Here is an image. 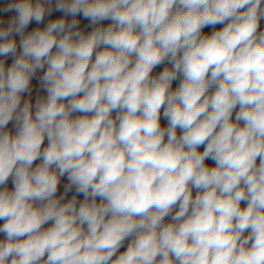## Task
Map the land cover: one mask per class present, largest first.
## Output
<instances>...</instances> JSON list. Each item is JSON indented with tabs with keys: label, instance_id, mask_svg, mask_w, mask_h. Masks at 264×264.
<instances>
[{
	"label": "clouds",
	"instance_id": "obj_1",
	"mask_svg": "<svg viewBox=\"0 0 264 264\" xmlns=\"http://www.w3.org/2000/svg\"><path fill=\"white\" fill-rule=\"evenodd\" d=\"M262 5L9 0L0 186L11 177L13 188L0 187V264H264ZM53 10L64 16L25 34ZM78 14L111 23L85 34ZM38 71L46 96L22 103ZM73 187L83 201L65 200Z\"/></svg>",
	"mask_w": 264,
	"mask_h": 264
},
{
	"label": "trees",
	"instance_id": "obj_2",
	"mask_svg": "<svg viewBox=\"0 0 264 264\" xmlns=\"http://www.w3.org/2000/svg\"><path fill=\"white\" fill-rule=\"evenodd\" d=\"M8 2H9V0H0V13H2V14L6 13V12H3L2 9ZM55 3H56V0H52L53 8L55 7ZM262 6H264V5H262ZM62 16H64L63 12L53 10V12L50 15H46L45 16V19H44V21L41 24L37 25L36 22L33 21V22H31L29 24V26H28V28L26 30H33V29H35L37 27L43 28V27H45L47 25V23L50 20H53V19H56V18H59V17H62ZM67 19L70 21L72 19V17L69 15L67 17ZM76 19L79 21L78 28L81 31H83L85 34L90 33L93 30V28L96 27V25H92L91 24L90 20L85 19L82 16V14H78ZM4 21H5V25H6L8 19L5 18ZM110 22H111L110 20H104V21H101L100 24H107V23H110ZM223 27H224L223 24H217L215 26H207V27H205L202 30V34L210 35L212 32H214L216 30H219V29H222ZM259 30L260 31H264V18H262L260 20ZM14 38H15V40L17 42L16 56H19L20 52H21V49H20V46H19L20 37H14ZM14 59H15V56H12V55H9L8 57H0V60H3L5 65L9 64ZM38 78H39V71L33 77L31 82L32 83L37 82ZM181 79H182V77L178 76L177 79L172 82V90H175L179 86V83H180ZM209 91L212 92V91H214V89H209ZM235 111H238V109L234 110V112H233V117H232L233 120L235 119ZM73 115L77 116V115H81V114L80 113H74ZM112 115L115 116V113H113ZM161 124H162V126H167V120L163 117V109L161 110ZM10 131L14 135V134H16L17 129L16 128H11ZM177 131H178V134H180V130L178 129ZM166 139L167 138H165V140ZM203 147L204 146H201V148L199 150L203 151ZM206 164H208L209 166H214V162L212 160H210V159L206 160ZM68 183H69V181H68L67 175H65L64 177L61 178L60 184L58 186V192H57L58 196L63 194L64 188L67 186ZM0 187H3V186H0ZM9 190H12V189H9ZM193 194L195 195V192H193ZM74 195L77 197L78 203L83 201V199H84L83 195L82 194H77L74 187L72 188L71 191H69L67 193V195L65 196V200L71 199ZM97 200L99 202V198H97ZM241 206L242 207H246V202L242 201L241 202ZM176 210H178V208L174 209L173 214H174V212ZM2 222L3 221H0V224H2ZM168 222H171V216H168V217L165 218V223H168ZM245 235H247V232L245 233ZM132 239H133V237H129V238H127L124 241V243L122 244L121 248L116 253L117 256L120 255L122 252H124L127 249L128 245L131 243ZM113 259H115V257H113Z\"/></svg>",
	"mask_w": 264,
	"mask_h": 264
},
{
	"label": "rangeland",
	"instance_id": "obj_3",
	"mask_svg": "<svg viewBox=\"0 0 264 264\" xmlns=\"http://www.w3.org/2000/svg\"><path fill=\"white\" fill-rule=\"evenodd\" d=\"M15 13L14 12H7V13H0V17H2L3 19H10L12 16H14ZM32 30H26L25 31V34H27L28 32H30ZM15 37H19L18 34L15 35ZM14 61V60H13ZM10 62L9 64L5 65L6 67L10 66L12 63ZM158 70V69H157ZM159 71V70H158ZM39 77H40V71H39ZM40 96H46V92L44 91V89L41 87L40 85V81H39V78L37 80V82L35 83H30V91L29 92H25L22 94V103L25 99H31V102L33 103V105H35V101L37 99V97H40ZM11 128H16L15 127V122L14 121H10L8 126H7V129L10 130ZM15 135V134H14ZM47 145V139H45V142H44V145H42V147L46 146ZM40 161L37 160L36 162H34V165L33 167H35L36 164H38ZM3 187H7L8 189H12L13 188V181H12V178L10 177L7 184ZM3 223V222H2ZM51 224V222H49V224H46L44 227L47 228L49 227ZM0 239H4V235L2 233H0Z\"/></svg>",
	"mask_w": 264,
	"mask_h": 264
},
{
	"label": "crops",
	"instance_id": "obj_4",
	"mask_svg": "<svg viewBox=\"0 0 264 264\" xmlns=\"http://www.w3.org/2000/svg\"><path fill=\"white\" fill-rule=\"evenodd\" d=\"M165 66H167V65H166V64H161V65H159L158 67H156V68L153 70V75H158L159 72H161ZM157 69H158L159 71H158ZM41 75H42V72L40 71V76H41ZM237 109H238V106H237ZM257 163H259V158H258V160H257ZM195 191H196V190L193 189V192H195Z\"/></svg>",
	"mask_w": 264,
	"mask_h": 264
},
{
	"label": "water",
	"instance_id": "obj_5",
	"mask_svg": "<svg viewBox=\"0 0 264 264\" xmlns=\"http://www.w3.org/2000/svg\"><path fill=\"white\" fill-rule=\"evenodd\" d=\"M111 23V22H110ZM110 23H107V24H99V25H96V26H108Z\"/></svg>",
	"mask_w": 264,
	"mask_h": 264
}]
</instances>
